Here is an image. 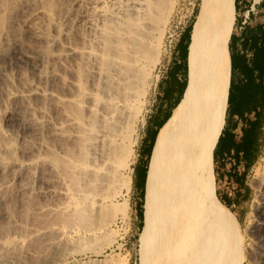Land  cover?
<instances>
[{
  "label": "bare ground",
  "instance_id": "bare-ground-1",
  "mask_svg": "<svg viewBox=\"0 0 264 264\" xmlns=\"http://www.w3.org/2000/svg\"><path fill=\"white\" fill-rule=\"evenodd\" d=\"M152 1L74 0V10L71 15L66 16V20H57L59 28H56L62 31L64 38L62 51L59 54H55L53 56L54 59L62 65V62L68 63L69 60L82 56L86 60L89 67H87L88 70L91 71L89 75L94 77L95 82L97 80L96 77L102 74L98 73L99 66L95 65L97 60L95 61L94 58L100 54L96 53L94 57L96 52L94 45L95 43L98 44L99 39H101H98L97 36V34L102 33L99 30L103 27L101 26L98 30L99 23L109 18L106 17L107 13L110 12L106 10L108 4L112 10L110 13L116 15L117 18L119 17L117 20L116 18H110L108 23H111H107V26L103 27L107 33L108 43L110 44L108 45L112 49L113 47L116 49L122 44H130L132 47L131 58H126V61L130 62L128 68L124 67L125 69H123V63L117 65L118 67L115 68L114 74L110 75L111 79L109 78V82L110 80L114 82L112 85L116 84V86L113 85L114 87L111 86L109 91L106 89L110 102H113V108L108 110L106 107L102 108L98 106V116L100 118L98 117V120H95L97 122L84 124V122L78 121L79 118L77 119L73 115L66 114V112L65 114L63 113V118L56 119L54 111L61 109L60 104L57 102H60L62 97L54 86L47 88L44 86L42 80L30 84H25L21 80H18L20 86L6 90L3 83L7 79V74H4L5 71L1 70L0 79L1 81L3 80V83L0 93L4 95V91H6V100L0 99V101L3 105L7 106L4 119L9 120L8 123L16 122L17 110L19 112L26 110V114L29 115L27 122H24L25 127L22 128L26 129V134L22 137V141L26 143L28 139H32L35 136L34 134L45 130L47 134L44 136L47 139L54 138L55 140L56 137L63 138L67 133L66 131H70L67 129H71L73 132L71 131L72 134L68 133V135L70 139L72 138V140L78 143L77 152L81 151L84 155V157H82L83 155L80 157L81 152L78 155L74 147L75 151L69 155L71 156L70 165L72 164L71 175H69L73 179L75 178L72 181L69 176L60 174V170L56 172L54 162L49 160L50 158H45L46 154L51 151V142L48 143L44 139H38L41 142L38 143L37 148L41 149V154L40 151L39 153H35L38 149L34 147L32 152L31 148L27 150L23 148L20 157L14 156L12 158L10 154L15 150L9 145L12 140L20 136L18 133H20L19 130L21 129L13 130L12 134H8L10 136L6 134L7 138H9L6 139L4 136L5 131L3 132V129L0 127L1 204L2 198H5L7 186L10 185L9 183L16 181L19 184L17 192L22 195L34 193L38 202L41 198L49 197H55L58 200V202L44 205H39L41 203L35 201L31 205L32 213H34L35 217L40 216V214L45 216L44 214L48 212L61 210V212L66 211V213L67 211H78L80 216L87 212V219L88 217L92 218L93 213H95L91 212L90 208L92 205L94 207L96 205L98 207L96 208L99 209L107 199L101 193L95 194L97 191L94 192V190L98 186L94 188V185H97L96 182L100 181H97V178H104L98 176L100 173L104 172L107 174L111 170L110 165L114 159L117 167L113 172L115 171L116 183H119L120 186L119 191L130 192L132 184L131 175L118 176L116 174L123 169H131L135 146L134 135L138 118L141 114L140 106L147 92L145 82L149 72L146 66H138L137 63L134 66L133 62L137 61V59H142V57L145 58L144 52L147 53L149 67H154L159 62V49L157 47H147L145 51V45L142 41L146 37L145 27L147 26L144 24L145 21H143L146 14L143 15L141 12L145 8H147V11L151 9L154 11L155 0L154 2ZM225 1L204 0L202 11L193 29L189 54V85L185 95V105L177 117L173 138L160 157L156 173L146 195L145 228L139 238L141 264H211L214 214L217 206L212 166L213 139L222 87V47L223 36L227 26L224 10ZM258 1L256 0V2ZM39 9L33 11L31 14L32 18L26 23V26L34 31H38L36 21L44 13ZM136 14H141V16L139 15V18L134 17ZM159 15H161L160 12ZM132 17L137 20L133 21ZM168 18L164 22L165 25L168 23ZM127 19L131 20V25H134L133 27L127 24L129 22ZM64 21L69 23L70 26H65ZM165 28L163 30L160 29V37L157 34L159 38H157L158 42H161ZM6 35L8 36L9 34L7 33ZM101 35L99 34V37ZM52 40L55 44L58 43L56 37ZM127 46L126 49L129 50V46ZM121 47L117 52L123 53L120 51ZM112 55L111 57H113ZM116 59H119V57ZM126 70L128 74H126ZM50 76L53 79L52 81L64 78L57 71H53ZM64 84V86L69 87L74 85V82L67 80ZM94 85L92 84V86ZM92 94H95L94 96L96 97V93H92V90L86 93L88 105L85 108L87 107V109L89 108V110L94 112L95 108L92 107L93 105L90 100ZM93 101H96V98ZM56 103L58 105H55ZM18 120L21 121L20 119ZM35 138L37 139L38 137ZM45 166H50L54 172L50 177L51 180L49 179L48 181H45L46 176L43 172L36 176L37 180L41 181L45 186L39 185L36 187L31 184L32 182L30 183V180L24 179L26 177L25 174L31 172L32 169L35 170ZM16 169L21 170L16 171ZM260 181L257 186L259 191L264 193V181ZM123 204V206L120 205L121 213L123 216H126L129 203L126 201ZM74 212L73 214H78V212ZM257 215L262 220L251 230V233L264 239V208L260 206L257 209ZM34 216L32 215L33 218ZM11 219L9 220L11 221ZM80 219L79 221H81ZM37 220L35 223H37ZM6 221H8V216H0V225L2 227L0 230V264H68L70 263V259H74L75 261L70 264H109L108 260L101 257L105 254L104 249L100 251H87L68 246L60 252L55 251L57 245H59L58 240L64 242L60 238L48 239L42 249L30 248V243L28 244V242H32L37 237L49 236L48 233L51 229H54V225H48L49 223L34 225L32 223L33 220H30L31 222L29 221L30 223H28L32 225L30 229H28L29 225H26L28 228L24 226L25 229L27 228L25 230L23 224L19 225L17 222L14 227L12 226L13 228L3 232V228L7 224H5ZM87 228L85 232L88 230ZM93 229L95 230V228ZM93 229L92 231H87L89 233L86 238L87 240L92 241L94 239V235L92 236L91 234ZM63 236L64 239H67V236ZM59 237H61V234ZM259 247L260 249H258L261 251L262 248L261 246Z\"/></svg>",
  "mask_w": 264,
  "mask_h": 264
},
{
  "label": "rangeland",
  "instance_id": "rangeland-1",
  "mask_svg": "<svg viewBox=\"0 0 264 264\" xmlns=\"http://www.w3.org/2000/svg\"><path fill=\"white\" fill-rule=\"evenodd\" d=\"M152 2H154V0ZM203 3L204 0H155L156 5L154 4V11L153 9L147 11V8H145L143 9L145 11L142 10L141 12L143 15L146 14L145 16L150 18L148 21V18L144 16L146 18L145 19L143 17V21H145L144 24H146L147 26L145 27L146 37L142 40L144 42L143 44L145 45V51L147 47H157L160 51V57L159 62L154 67H149L147 63L146 52H144V55H146V59L142 57V59L140 58L139 60L137 59V61L133 62L134 66H136L137 64L138 66H146V69L149 72L145 82L147 92L140 106L141 114L139 115L138 124L134 135V140L136 142L135 159L139 140L141 138L142 131L147 120V116L150 112L153 95L160 75L162 74L164 66L166 64L168 56L167 49L172 39L171 34H173L174 31L178 32L188 20L194 19L198 8H200L199 14L195 22L196 25L197 20L202 11ZM108 5L106 7V10L112 12L110 8L111 6ZM35 9H39L44 12L36 21V27L38 31L29 29L26 26L27 21L32 18L31 14ZM73 10L74 0H0V72L2 70L5 71L4 74H7V79H5L6 81H4V83L3 80L1 81L0 79V88L2 86V83L4 88L7 90L12 89V87L20 86L18 80H21L25 84L35 83L39 80H42L44 82V86H46L47 88H51L54 86L56 90H58L61 94L62 100H60V102H57L60 104L61 109L54 111V117L56 119L63 118V113L65 114L66 112V114L73 115L77 119L79 118L78 121L81 123L84 122V124H86L90 122L91 124L93 122H97L95 120H98V106H101L102 108L106 107L108 108V110L113 108V102H110V98H108L109 96H107L106 91H109V88L113 85L116 86V84L112 85V83L114 82L112 80H110L109 82V78L111 77L110 75L114 74L115 68L118 67L117 65H121V63H123V67H121L123 69H125L124 67H126V69L128 68V64H130V62L126 60L131 58L130 54L132 47L130 44H127L129 46L128 50L126 49V44L120 45L122 46L120 51H122L124 53L123 54L117 52L120 46L116 49L114 47L112 49V47L109 46L110 44L108 43L107 33L105 32V28L103 27L107 26V23L110 21V18H116L117 20L119 17L117 18L116 15H113L112 13L108 12L107 15L109 16L106 15V17L109 18H106V21L102 20V23L100 22V25L98 26V30L101 26H103L99 30L102 33H99V31L97 30L100 35L102 34L100 37L99 34H97L98 39L101 38L99 39L100 44L98 42L99 45L96 43L94 45L96 49L94 57L96 56V53L100 54L94 58L95 61L97 60V62H95V65L99 66L98 73L102 74L96 77V82L93 79L94 77L92 75H89L91 71L88 70L89 67L86 63V60L82 56L75 57L74 60H69L68 63L62 62V65L57 63L53 56L55 54L61 53L63 47L62 42L64 38L62 36V31L58 29L59 27L57 24V20H64L66 16L71 15ZM164 11L166 12L164 13ZM159 12L161 15H159ZM139 15L141 16V14ZM139 15L136 14L134 17H138ZM167 17H169L168 23L167 25H165L164 22ZM127 20L129 21H127V24L132 26L131 20ZM132 20L134 21L137 19L132 17ZM233 22H236V18L233 19ZM63 23H65V26H70L69 23H66L65 21ZM226 23L227 26L229 25V23H231L229 21V17H226ZM164 28L165 30L163 38L161 42H158V35L160 37L161 32L160 29L163 30ZM7 33L9 34L8 36L6 35ZM55 37L58 41L57 44H55L52 40ZM151 41L152 43L154 42V44H152ZM111 55L113 57H111ZM117 57H119V59H116ZM53 71L60 72L64 78H62L61 80L52 81L53 79L51 78L50 74H52ZM126 74H128V71L126 72ZM67 80L74 82V85L69 87L64 86V82ZM92 84H95V87L92 86ZM94 88L100 91L96 89L94 90ZM91 90L92 93H96V97L94 96L95 94H92V98L90 99L93 105L92 107L95 108V111L93 110L94 112L89 110V108L87 109V107L85 108V106L88 105V100H86L87 97L85 95ZM4 92V95L0 93V99L6 100V91ZM95 98L96 101H93ZM57 103L55 105H58ZM131 109L133 110V108ZM6 110L7 106L3 105V103L0 101V127L1 129H3V132L5 131V138L9 139L7 138V135L12 134L13 130L15 131L19 128L21 129L19 130L20 133H18L20 136L16 137L15 140H12L11 144L9 145L11 148H14L13 150H15L10 154L12 155V158H14V156L17 158L20 157L23 148L24 150L31 148V152L34 150V148L38 149L37 145L41 142L38 139H44V141L46 140V142L48 143L51 142L50 144L52 145L50 153H47L46 157L45 155L44 157L47 159L50 158L49 160L54 162L53 164L56 169V172L60 170V174H65V176H69L70 180L72 181L75 180V178L73 179L72 176H70L72 164L70 165L71 156L69 155H71L78 148V143L72 140V138L70 139L68 135V133L72 134L73 131L71 129H67L70 131H66V137H56V139L54 140V138L47 139L46 136H44L47 134L45 130L41 131L38 134H34L35 136L33 137H38L37 139H34L32 137V139H28L25 143L22 141V137L26 134V129L22 128L25 127L24 122H27L29 115L26 114V110H21L20 112L17 110V117H15V119H17L16 122L14 121L8 123L9 120L4 119ZM228 112L229 110L227 109V115ZM18 119H20L21 121H19ZM91 119L93 120L90 121ZM27 127H29V125H27ZM259 139L260 141L257 145L259 146V148L256 151V158L253 161H249L248 164L246 162V158H241L237 150V148L244 150V146L240 142H238L237 145L240 144L241 146L234 145L232 147V152L226 157V160L224 162H222L221 164H215L214 162L217 185L230 209L235 214H237L240 223L238 224V222L235 220V222L231 224L229 228L221 232L229 252L225 257L220 258V262L214 259V262L212 264H264V262H262L264 260H260L264 259V239L254 233H251V230L262 220L259 215H257V209H259L260 206L261 208H264V193L260 192L257 186L260 180L264 181V126L260 130ZM73 147L75 148V150L73 149ZM40 150H36L35 153H39ZM80 152L78 151L77 154ZM41 153L42 151H40V154ZM82 155L83 152H81L80 157ZM258 155L259 157H257ZM82 157H84V155ZM49 167L45 166L35 170L32 169L31 172L25 174L26 177H24V179L30 180V183L32 182L31 184L35 185L36 187L39 185L45 186V184H42L41 181L39 182L37 180L36 176H38L39 173L43 172L46 176L45 181H48L51 175L54 174L51 167ZM116 167L117 164L114 159L110 165L111 170L108 171L109 173L107 172L106 174L102 172L98 175L99 177L104 178H97V181H100L96 182L97 185H94V188L95 186H98L95 188L94 192L97 191L95 194H103L107 197V199L104 201V203L99 209H97L98 207L96 205L95 207L92 205L90 209L91 212H95L93 213L95 216L93 215L92 218L88 217L89 220L86 217L87 212L80 216V213L78 211H75L78 212L77 214L74 211H67L66 213V211L61 212V210H56L54 212L51 211L44 214L45 216L40 214V216L35 217L34 213H32L33 211L31 208V205L35 203V201L37 203L40 202L41 204L39 205H44L58 202V200L55 197H49L41 198V200L39 199L38 202L37 197H35L36 194L34 193H30L29 195H22L21 193L17 192V188L19 185L18 182L13 181V183H9L10 185H8L9 187L7 186V190L5 191V198H2V204L0 201V216H8V221L5 222V224H7L5 228H3V232H6L10 230V228H13L17 222L19 223V225L23 224V227H27L29 225L28 223H30L32 220V223L34 225H45L49 223L48 225H54V229H56H51L48 233L49 236H45L42 238L37 237L32 242H28V244L30 243V248L42 249L48 239L60 238V240H63L64 242L58 240L59 245H57V248L55 250L57 252H60L62 249H65L68 246L76 247L87 251H100L101 249H104L105 254L101 257L108 260L109 264H141V247L139 245V238L145 228V216H143V222L140 226V220L135 218L136 205L132 190L131 192L127 193L126 191H119L120 186L119 183H116L117 178L115 176V171L113 172ZM20 170L21 169H16V171ZM116 175H132L131 177H133V170L123 169L117 172ZM101 181L102 183L100 184ZM142 192L143 180L140 174L138 173L136 179L135 194L139 196L142 194ZM144 200L145 198L143 199L142 203L143 213ZM126 201H128L129 207L127 215L123 216L121 213V206H123V203H125ZM73 212L75 214H73ZM31 214L34 216V218ZM12 217L13 219H11ZM83 217L86 219H84ZM78 218H81V221H79ZM9 219H11V221ZM34 219H38L37 223H35L36 220L34 221ZM82 219L86 220V222H84V220ZM91 221L93 222L94 226H92L93 224ZM30 226L32 225H29V228H27L30 229ZM87 227H93L95 228V230L93 228L89 229ZM138 227H140V229H138ZM27 228L25 230H27ZM86 228L88 230H86L85 232ZM1 229L2 227L0 225V230ZM92 229L93 232L90 233L92 234V236L94 235V239H92V241L87 240L86 238L89 234L88 232L89 230L92 231ZM73 231L75 233L70 234V232ZM60 234L61 237H59ZM62 234L67 236V239H64V236ZM259 246H261L262 248L261 251L259 250ZM73 262H75L74 259H70V263Z\"/></svg>",
  "mask_w": 264,
  "mask_h": 264
},
{
  "label": "crops",
  "instance_id": "crops-1",
  "mask_svg": "<svg viewBox=\"0 0 264 264\" xmlns=\"http://www.w3.org/2000/svg\"><path fill=\"white\" fill-rule=\"evenodd\" d=\"M228 1V11L225 10V13L231 23L226 26L223 36L222 87L213 139L212 166L217 206L214 214L211 264L214 259L220 262V258L225 257L229 252L221 232L229 228L235 220L238 224L240 223L237 214L230 209L217 185L214 162L215 164L224 162L226 157L232 152V147L236 146L238 142L244 146V150L237 148L240 157L246 158L247 164L249 161H253L259 148L257 145L260 141V130L264 126V121L260 122L261 119L259 117L263 111L262 106L249 105L250 80L256 74H264V0H259L258 2L256 0ZM226 3L227 0L225 5ZM199 11L200 8H198L194 19L188 20L181 27L179 36L175 40L174 49L167 56L166 64L158 80L150 112L139 140L136 159L134 146L133 167L131 165V170H133L131 190L136 205L135 218L140 220V226L146 212V195L150 183L156 173L161 155L173 138L177 117L185 105V95L189 85L190 74V47ZM234 18H236V22H233ZM246 28L256 32V37L246 68L243 75H241L234 69L233 55L238 52L241 46V36ZM237 86V93L232 100ZM262 96L264 100V89L262 90ZM227 109L229 110L228 115L226 114ZM138 173L143 180V192L139 196L135 194ZM144 198L143 213L142 203Z\"/></svg>",
  "mask_w": 264,
  "mask_h": 264
},
{
  "label": "trees",
  "instance_id": "trees-1",
  "mask_svg": "<svg viewBox=\"0 0 264 264\" xmlns=\"http://www.w3.org/2000/svg\"><path fill=\"white\" fill-rule=\"evenodd\" d=\"M228 3L225 5V10L228 11ZM256 37V32L251 31L249 28L244 29V32L241 36V46L238 52H235L233 55L234 69L237 70L238 74L243 75L246 68L247 60L253 50L254 41ZM240 82V80H239ZM238 82V84H239ZM238 86L234 90V99L237 93ZM264 89V74H256L250 80L249 92L250 100L249 105L262 106V112L260 114V122L264 121V100L262 99V90ZM141 212V211H140Z\"/></svg>",
  "mask_w": 264,
  "mask_h": 264
},
{
  "label": "built area",
  "instance_id": "built-area-1",
  "mask_svg": "<svg viewBox=\"0 0 264 264\" xmlns=\"http://www.w3.org/2000/svg\"><path fill=\"white\" fill-rule=\"evenodd\" d=\"M179 31L178 32L177 31H174V33L171 34L172 39H171V41H170V43L168 45V49H167L168 50V54H170L172 52V50L174 49L175 40L179 36Z\"/></svg>",
  "mask_w": 264,
  "mask_h": 264
}]
</instances>
